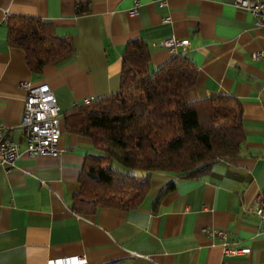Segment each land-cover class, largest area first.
<instances>
[{"label":"crops","instance_id":"0c3cea01","mask_svg":"<svg viewBox=\"0 0 264 264\" xmlns=\"http://www.w3.org/2000/svg\"><path fill=\"white\" fill-rule=\"evenodd\" d=\"M10 16L51 22L58 35L72 40L74 53L32 72L26 53L9 44ZM171 37L186 45L170 52L162 42ZM136 40L148 46L151 71L178 55L197 67L187 101L235 98L245 141L237 157L217 162L200 179L152 173L135 210L80 215L73 197L83 169L103 151L68 132L64 121L59 155L29 158L20 84L48 85L65 118L78 105L120 91L123 53ZM261 51L264 33L234 0H0V127L21 153L14 169L0 166V264L76 256L88 264H264V231L247 213L264 188V59L252 58ZM170 184L174 189L158 200ZM204 228L225 231L226 238H208ZM223 245L249 253L225 255Z\"/></svg>","mask_w":264,"mask_h":264},{"label":"trees","instance_id":"16d2710c","mask_svg":"<svg viewBox=\"0 0 264 264\" xmlns=\"http://www.w3.org/2000/svg\"><path fill=\"white\" fill-rule=\"evenodd\" d=\"M6 27L10 46L26 53L36 74L74 53L72 40L58 35L49 21L10 16ZM123 57L120 91L78 105L64 118L68 132L90 138L103 151L90 156L83 169L80 191L73 197V210L80 215L101 208L135 210L147 195L152 173L200 179L217 162L237 157L245 141L235 98L187 101L197 67L186 56H174L151 71L148 46L136 40L128 43ZM173 189L174 184L168 185L158 200Z\"/></svg>","mask_w":264,"mask_h":264},{"label":"built area","instance_id":"2783aa9c","mask_svg":"<svg viewBox=\"0 0 264 264\" xmlns=\"http://www.w3.org/2000/svg\"><path fill=\"white\" fill-rule=\"evenodd\" d=\"M161 4L163 5L164 2ZM234 5L237 9L248 12L254 20L255 27L264 33V0H234ZM130 14L137 15V10L131 11ZM167 21V19L163 20V22ZM184 45L186 42L173 37L162 42V46L170 52H174L175 47ZM252 58L254 60L264 59V52L253 54ZM20 87L26 91L25 113L21 128L26 142L27 156L32 159L58 156L59 144L64 131V116L54 92L46 84L33 82H21ZM20 158L19 145L9 138L8 130L1 126L0 166L12 170ZM247 213L253 214L258 219L264 231V188L247 209ZM202 232L208 238L222 240L226 238L225 231L204 228ZM222 249L225 255L237 256L249 253V249H229L226 245H223ZM48 264H88V261L84 256H76L50 260Z\"/></svg>","mask_w":264,"mask_h":264},{"label":"rangeland","instance_id":"374dc122","mask_svg":"<svg viewBox=\"0 0 264 264\" xmlns=\"http://www.w3.org/2000/svg\"><path fill=\"white\" fill-rule=\"evenodd\" d=\"M138 174H140V172H138Z\"/></svg>","mask_w":264,"mask_h":264}]
</instances>
